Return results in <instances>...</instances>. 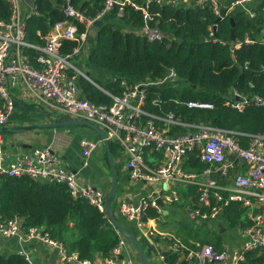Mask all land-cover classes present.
Wrapping results in <instances>:
<instances>
[{
    "label": "built area",
    "instance_id": "2783aa9c",
    "mask_svg": "<svg viewBox=\"0 0 264 264\" xmlns=\"http://www.w3.org/2000/svg\"><path fill=\"white\" fill-rule=\"evenodd\" d=\"M6 1L11 7V15L8 20L0 19V181L5 177H29L40 182L63 184L72 197L88 200L108 216V193L99 186L80 181L78 173L63 164L52 146H31L26 151L13 152L6 143L2 128L9 123L17 99L28 100L47 107L53 117L63 114L94 123L106 132L109 141L119 144L128 156L125 167L130 185L142 183L151 187L136 200L130 193L125 194L130 197H122L118 207L122 217L139 229L147 240L144 248L149 256L155 252L162 264H264V132L240 133L244 138L239 139L236 131L186 123L172 111L165 115L147 112L144 109L146 88L165 82L177 83L179 79L173 69L158 80L134 84L123 80L121 95L109 93L113 98L111 105L96 104L84 95L79 85V76L94 82L93 78L73 60L80 56L83 61L88 56L90 32L115 8L119 19L125 16L126 6L142 10L144 24L134 28V32L149 41H162L166 34L152 14L154 4L188 3L187 6L201 7L208 4L222 20L240 11L250 18L257 17L260 0H104L102 9L95 15L75 6L72 0H65L62 8L65 18L42 36L44 44L27 39L26 19L37 12L36 5L32 8L24 0ZM75 21L84 25L82 31ZM217 27V22L209 26V36L214 35ZM38 33L41 35L40 31ZM66 39L76 41L77 45L72 52L63 54L61 47ZM256 43L264 45V25L256 36L248 33L243 39L235 40L232 51L244 44ZM29 49L38 52L36 64L31 62ZM233 93L236 97L231 101L233 107L240 110L251 104L264 107V97H247L236 90ZM187 105L200 109L214 107L212 102L202 100H191ZM143 115L148 118L143 120ZM175 126L194 129L174 133ZM103 142L102 137L81 140L83 166L90 165L92 152ZM192 153L205 164L202 171L186 167ZM193 188L195 193L191 194ZM186 196L185 209L199 224L204 220L218 224L219 216H223L231 205L238 204L244 209L241 221L235 225L242 237L238 244L222 240L218 248L213 242L195 241L191 237L189 243L193 246H190L175 235L158 230L156 223L162 219L164 211L159 199L175 203ZM150 209L158 215L148 216ZM118 233L119 240L109 254L92 261L80 258L77 252H70L62 242L37 227L26 230L21 217L0 215L1 236L46 243L58 249L59 259L64 264H142L136 260L137 252L128 238ZM159 234L166 238L162 244L156 239ZM138 239L142 244L140 237ZM148 244L155 247L154 252L151 253ZM18 253L33 264L27 250ZM169 256H175L174 262Z\"/></svg>",
    "mask_w": 264,
    "mask_h": 264
},
{
    "label": "trees",
    "instance_id": "16d2710c",
    "mask_svg": "<svg viewBox=\"0 0 264 264\" xmlns=\"http://www.w3.org/2000/svg\"><path fill=\"white\" fill-rule=\"evenodd\" d=\"M64 3L65 0L36 1L37 12L26 19L28 41L45 43L42 36L65 18ZM72 3L95 15L102 9L104 0H72ZM116 11L117 8L90 32L88 56L79 62V67L90 72L94 80L79 76V85L90 101L111 105L113 98L109 93L121 95L123 80L129 84L158 80L173 69L179 79L177 83L165 82L146 88L144 109L147 112L165 115L172 111L186 123L236 131L239 139L244 138L240 133L254 135L264 132V107L251 104L240 110L231 105L236 99L235 90L247 97H264V45L244 44L232 51L235 40L243 39L248 33L252 36L259 33L264 25V10L254 18L242 11L235 13V36L232 38L230 18L218 21L208 4L203 7L185 6L184 3L154 4L152 14L166 34L162 41H149L134 32V28L144 24L142 10L126 6L125 16L120 19ZM10 15L9 3L0 0V19L8 20ZM75 22L82 31L84 25ZM214 22L218 27L214 35L209 36L208 28ZM76 45V41L63 40L61 53L72 52ZM28 53L31 62L36 64L38 52L29 49ZM191 100L212 102L214 107L190 108L187 102ZM142 118L146 120L148 116ZM192 129L194 127L175 126L174 133ZM110 148L115 155L119 146L110 141ZM186 167L202 171L205 164L196 153H192ZM191 193H195V188ZM113 209L116 211L115 201ZM243 214L244 209L234 204L227 207L223 218L227 226H235ZM0 215L19 216L26 230L37 227L62 242L70 252H77L80 258L92 261L108 255L119 240V233L109 217L88 200L72 197L63 184L40 182L29 177H5L0 181ZM157 215L153 209L148 212V216ZM192 235L198 241L213 242L218 248L221 246L219 231L205 237L200 231ZM169 257L174 262L175 256ZM0 264L29 262L22 254L9 252L0 253Z\"/></svg>",
    "mask_w": 264,
    "mask_h": 264
},
{
    "label": "crops",
    "instance_id": "0c3cea01",
    "mask_svg": "<svg viewBox=\"0 0 264 264\" xmlns=\"http://www.w3.org/2000/svg\"><path fill=\"white\" fill-rule=\"evenodd\" d=\"M258 5L260 12L261 10H264V0H260ZM232 17H234V15ZM51 114V111H49V109L43 105H37L28 100H22L18 98L15 111L11 115L9 123L2 128L5 141L11 147V150L13 152H21L26 151L31 146L50 145L60 155L63 164L66 167L72 168L78 173L80 181L99 186L109 193L112 174L109 158H106L108 156V152L104 144H99V146L92 152L90 165L88 167L83 166L84 156L82 154L81 140L85 138L90 140H95L98 138L99 140L100 135L87 125L57 128L38 127L39 125L67 117L63 114H57L55 117H53ZM83 126L90 128L92 133H90V131L85 132L84 137L77 134L76 128ZM119 148L117 153L113 155L118 173L117 196L115 199L116 211H114L117 217L121 218L120 221H123H121L123 225L135 231L137 234L136 237H140L143 242L142 244L147 245V240L141 235V231L136 229L132 223L127 222L124 217H122V215L119 213L118 207L119 200L123 199L122 197L126 199L130 197H125V194L130 193L136 200L141 195L148 193L151 187H146L142 183L130 185L128 170L125 167L128 156L122 152L121 148ZM186 198L187 196L184 198L181 197L180 201L175 203H165L161 199L164 203V205H162L164 207V211L162 214V219L156 223L158 230L167 231L190 246H193V243H189V239L191 237H193L195 241H198L192 235L198 231L192 230L194 223H196L197 226H202L204 223H209L211 225L213 224V226L216 228V232H220V236L227 230L226 229L224 232L220 231L219 221L218 224L210 220H204L200 224L197 223V221L191 217L188 210L185 209V203L187 201ZM179 217H184L187 219L189 222L186 225V228L188 226L187 229L177 228L175 220H177ZM222 223L226 228L228 227L224 220H222ZM148 224L151 225L152 222H149ZM209 234H214V232L212 231ZM156 239L162 244L166 238L164 239L159 234ZM190 241L192 240L190 239ZM148 248L151 250V253L155 250V247H151L149 244ZM23 249L30 253L33 264H64L59 259L58 249L55 247L49 246L39 240L23 241L18 239V237L6 238L0 235V253L18 252ZM169 254L170 253H167V255ZM154 255L157 254L154 252V254L152 253V255H150L151 259H153ZM99 258L101 257H98L97 259ZM153 261L155 260L153 259Z\"/></svg>",
    "mask_w": 264,
    "mask_h": 264
},
{
    "label": "water",
    "instance_id": "95a60500",
    "mask_svg": "<svg viewBox=\"0 0 264 264\" xmlns=\"http://www.w3.org/2000/svg\"><path fill=\"white\" fill-rule=\"evenodd\" d=\"M30 7L34 8L36 5L37 0H24ZM221 20L218 18V21ZM230 21L232 22L233 28H232V38L235 36V28H234V23L235 19L234 17L230 18ZM87 75H90V72L86 71ZM77 125H87L94 129L100 137L104 139V142L102 144L105 145L107 152H108V158H109V163L111 167V174H112V181H111V187L110 191L107 195L106 198V213L108 214V217L112 224L116 227V229L126 236L134 249L137 252V255L141 261L142 264H155V261L151 259V257L148 255L146 252V249L142 246L140 243L139 239L136 237V235L127 227L123 225V223L120 221V219L117 217L115 214V211L113 209V202L116 199L117 196V183H118V173H117V168L114 162L113 154L110 148V141L107 139V134L104 130L100 129L97 125L94 123H91L87 120L84 119H75L71 117H65L61 119H57L55 121H52L50 123H46L43 125H39L38 127H45V128H57V127H66V126H77ZM53 151H55L53 149ZM159 203L161 205H164L163 201L159 199ZM219 228L221 232H224L227 228L225 225L222 223L223 217L219 216Z\"/></svg>",
    "mask_w": 264,
    "mask_h": 264
},
{
    "label": "rangeland",
    "instance_id": "374dc122",
    "mask_svg": "<svg viewBox=\"0 0 264 264\" xmlns=\"http://www.w3.org/2000/svg\"><path fill=\"white\" fill-rule=\"evenodd\" d=\"M187 5H188V3H185V6H187ZM75 61L79 64V62H81L82 60L80 59V56H77V57H75ZM89 131H90V133H92L90 128L85 127V126L76 128L77 134H79L82 137L85 136V132H89ZM95 140H98V138ZM119 219H121V218H119ZM175 223H176L177 228L183 229V228H186V225L189 222L187 221L186 218L179 217L177 220H175ZM168 227H170V226H168ZM192 230H198V231L203 232L204 237L207 236L212 231L216 232V228L213 226V224L211 225L209 223H204L202 226H197L196 223H194ZM221 239L224 242H231L232 245H236L242 239V237H241V234H240V231L238 228H235L233 226H228L227 230L221 234ZM143 247H145V246L143 245ZM135 258L137 261H140L138 256H135ZM153 259L155 260V264H162L158 255H154Z\"/></svg>",
    "mask_w": 264,
    "mask_h": 264
}]
</instances>
